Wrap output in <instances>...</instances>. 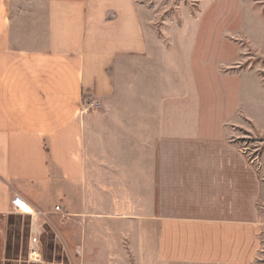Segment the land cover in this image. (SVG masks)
Returning a JSON list of instances; mask_svg holds the SVG:
<instances>
[{
	"label": "crops",
	"instance_id": "0c3cea01",
	"mask_svg": "<svg viewBox=\"0 0 264 264\" xmlns=\"http://www.w3.org/2000/svg\"><path fill=\"white\" fill-rule=\"evenodd\" d=\"M152 16L138 0H0V264L15 198L75 264L255 263L261 167L216 119L198 38ZM21 20H47L45 47L22 45ZM229 67L221 80L248 73Z\"/></svg>",
	"mask_w": 264,
	"mask_h": 264
},
{
	"label": "rangeland",
	"instance_id": "374dc122",
	"mask_svg": "<svg viewBox=\"0 0 264 264\" xmlns=\"http://www.w3.org/2000/svg\"><path fill=\"white\" fill-rule=\"evenodd\" d=\"M138 1L154 11L153 23L161 33L198 38L195 54L201 50L207 53L204 59L199 57L201 53L196 54L193 65L201 70L205 68L214 76L216 119L237 124L234 126L236 143L258 163L264 176V0ZM46 22L21 20L17 28L23 32L24 47L47 45ZM170 59L168 57L166 62ZM229 65L231 71L248 73L241 79L227 75L221 80L216 73L218 68ZM84 99L83 111H95V108L88 109L89 102L95 99L88 94ZM13 207L4 222L8 236L6 264H75L44 218L17 207L14 200ZM260 210L264 220V203ZM35 226L40 229L36 255L31 246ZM255 260L254 264H264V234Z\"/></svg>",
	"mask_w": 264,
	"mask_h": 264
},
{
	"label": "built area",
	"instance_id": "2783aa9c",
	"mask_svg": "<svg viewBox=\"0 0 264 264\" xmlns=\"http://www.w3.org/2000/svg\"><path fill=\"white\" fill-rule=\"evenodd\" d=\"M99 107H100V104L96 100H92L88 104V109H90V108L98 109ZM16 199L17 198L14 199V203L17 207H19L17 202H16ZM57 209L59 210L60 207H57ZM31 213H32V211H31ZM35 214L36 215H44V213H42V212L35 213ZM39 245H40V229H39V227L35 226V228L33 229V235L31 237V246H32V250H33L32 253L34 255H36L39 252Z\"/></svg>",
	"mask_w": 264,
	"mask_h": 264
},
{
	"label": "bare ground",
	"instance_id": "6f19581e",
	"mask_svg": "<svg viewBox=\"0 0 264 264\" xmlns=\"http://www.w3.org/2000/svg\"><path fill=\"white\" fill-rule=\"evenodd\" d=\"M16 202H17V204H18V206L20 207V208H22V209H24L25 211H29L30 209H29V207L30 206H28L22 199H20V198H17L16 199ZM31 208V207H30ZM30 213H31V211H30Z\"/></svg>",
	"mask_w": 264,
	"mask_h": 264
}]
</instances>
